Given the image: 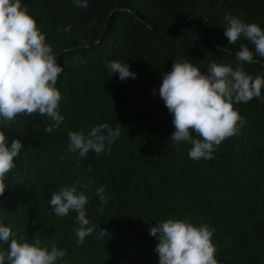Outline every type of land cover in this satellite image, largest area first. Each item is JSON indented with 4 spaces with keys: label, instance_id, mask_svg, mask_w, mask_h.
<instances>
[{
    "label": "trees",
    "instance_id": "1",
    "mask_svg": "<svg viewBox=\"0 0 264 264\" xmlns=\"http://www.w3.org/2000/svg\"><path fill=\"white\" fill-rule=\"evenodd\" d=\"M88 2L84 9L73 0H23L64 68L57 88L65 119L51 134V119L39 113L6 122L9 143L20 139L24 149L4 181L0 221L17 238L65 250L58 264H159L150 227L168 219L214 227L219 264H264V89L234 106L247 121L239 134L218 146L214 159L198 161L189 158L191 144L171 142L173 116L158 91L174 62L189 61L202 73L213 62L235 68L240 44L255 46L243 38L230 45L225 16L264 30V0ZM256 59L242 65L253 77L264 75V58ZM112 61L125 62L137 78L121 81L108 69ZM104 123L121 125L105 152L80 159L68 150L70 131L87 134ZM73 185L86 186L96 229L79 246L78 214L61 218L50 206L52 192ZM100 187L107 204L96 195ZM100 229L108 233L98 239Z\"/></svg>",
    "mask_w": 264,
    "mask_h": 264
},
{
    "label": "clouds",
    "instance_id": "2",
    "mask_svg": "<svg viewBox=\"0 0 264 264\" xmlns=\"http://www.w3.org/2000/svg\"><path fill=\"white\" fill-rule=\"evenodd\" d=\"M80 8H88V0H73ZM224 35L229 44L241 38L250 41L255 49L240 44L235 53L237 66L213 62L206 73L186 60L174 62L171 72L164 73L159 88L160 98L173 116L175 131L171 142H186L192 145L190 159H214V151L226 139L239 134L247 121L234 106L249 103L261 97L264 75L253 77L244 71L245 63H259L256 55L264 58V30L255 23H247L228 13L225 16ZM59 30V29H58ZM71 31V26L64 29ZM218 51L229 49L217 46ZM232 54V53H229ZM108 69L119 74L121 81L136 79L125 62L112 61ZM64 68L58 63L46 34L38 28L23 0H0V196L5 193L7 174L16 167L15 160L24 149L22 140L9 143L5 135L6 122L14 121L18 114L29 116L39 113L47 116L52 124L45 127L51 134L60 128L65 117L59 108L61 92L57 88L58 77ZM153 94H156L154 90ZM119 124V123H118ZM121 125L113 129L104 123L84 131H70L68 150L86 159L90 152L99 155L110 148L119 138ZM193 133L200 139H194ZM85 185L65 186L52 192L50 206L58 217L76 212L77 245L96 231L90 227L86 205L89 197L81 189ZM105 188L96 190L102 204L108 203ZM108 232L99 230L97 238ZM215 228L209 224L194 225L188 220L168 219L150 227V235L159 240L155 251L159 264H219L217 247L213 243ZM8 245L5 250L4 246ZM67 255L57 246L42 245L40 240L29 242L23 236L17 238L11 227L0 221V264H58Z\"/></svg>",
    "mask_w": 264,
    "mask_h": 264
}]
</instances>
